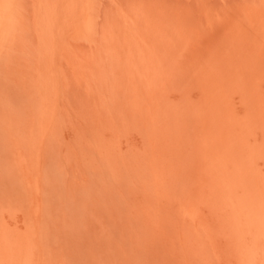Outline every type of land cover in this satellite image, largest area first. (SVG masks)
I'll return each instance as SVG.
<instances>
[{
    "label": "bare ground",
    "instance_id": "bare-ground-1",
    "mask_svg": "<svg viewBox=\"0 0 264 264\" xmlns=\"http://www.w3.org/2000/svg\"><path fill=\"white\" fill-rule=\"evenodd\" d=\"M19 1L0 0V122L3 123L7 117L6 108L10 107L11 103L22 102L23 99V103L29 105L31 112H36L40 123L37 133L40 136L44 131H42L43 127H49L51 123H54L52 120L56 118L55 104L59 100L62 85V76L58 69L61 59L69 63L74 76L93 83L98 90L100 88L107 91V76L120 75V79L126 82L123 86L135 90L141 121L143 124L147 122L151 128L149 161L154 166L151 172L156 174L151 173L154 184L150 191L152 196L156 197L155 201L201 203L206 210H209L212 219L218 224L220 221L223 222L222 230H225L228 240L233 245V264H264V25H260L264 19L256 14H250L245 19L248 24L244 26L236 20L235 16L232 18L230 15L231 18H229L226 15L222 19H217L215 16L217 19L215 20L210 13L199 10L198 17L200 12L207 16L204 24L199 21L201 17L196 20L193 13L189 12L190 9L187 11L188 8L184 10L180 6L174 7L176 4L173 6L172 3L169 6L168 2L160 5L161 3L156 1L152 6L148 3L149 6H143V4L129 10V12L132 11V17H130L134 22L123 26L122 29L121 27L118 30H116L117 27L111 28V17H108L110 23H107L104 16L103 20L105 19L107 25L102 30L99 42L97 41L99 46L94 48L92 53L90 51L89 55L75 57L71 56L72 51L68 47L72 44L66 45V37L77 38L76 41L84 39L92 43V36L94 37L95 34V11L98 12L97 8L100 5H97V1L99 4L100 0L96 2L94 0H36L35 8L37 9L33 11L34 32H32V35H35L36 46H33L35 42L31 44L30 46L35 48L28 53L25 52L24 47L29 39L25 44L23 36L26 34L24 30H28V25L26 26L23 20L24 7L21 13L22 2L19 4ZM254 2L258 5L257 1ZM204 9L205 6L202 5L201 10ZM231 14L233 15L232 12ZM100 17L99 15V19ZM126 19L130 22V18ZM27 20H29L28 16ZM107 27L113 31L107 32ZM94 41L96 42L95 39ZM123 41L130 46L120 45ZM245 42L249 45L243 46ZM67 68L70 74V68ZM120 86L122 87V84ZM22 89L28 95L24 97L19 95ZM74 94L76 96V92ZM70 96L74 97L72 93ZM68 97L69 95L65 98L68 99ZM64 116L66 117L63 112V119ZM15 119L14 121L17 120ZM86 121L84 120L85 123ZM68 125L70 126L69 123ZM79 126L81 127V123ZM82 126L85 125L82 124ZM0 129H3L2 124ZM56 140L59 139L56 138ZM86 146L88 148V145ZM77 147L79 149V146ZM131 150L137 155L135 148ZM74 152L76 153L73 151V154ZM74 158L75 163L76 157ZM32 166L34 165L31 164ZM101 177L105 178V176ZM160 183L164 188L171 190L178 185L179 198H175L173 193L171 196L158 194L157 188ZM95 186L94 189H97L98 183L97 188ZM53 187L55 188L56 185L54 184ZM65 189L67 191V188ZM161 191L167 193L166 190ZM62 198H64L63 195ZM80 202L82 205L81 200ZM123 204L128 203L123 202ZM114 206H117V202L113 204ZM78 215L79 213L76 217ZM107 221H110V218ZM173 222L175 223L174 219L172 224ZM125 230L128 233L127 229ZM106 231L108 230L105 229L104 232ZM190 234L192 237L193 233ZM219 239L221 240V237ZM124 243L127 244L126 240ZM177 246V248L181 247L179 244ZM222 250L225 252L224 249Z\"/></svg>",
    "mask_w": 264,
    "mask_h": 264
},
{
    "label": "rangeland",
    "instance_id": "rangeland-1",
    "mask_svg": "<svg viewBox=\"0 0 264 264\" xmlns=\"http://www.w3.org/2000/svg\"><path fill=\"white\" fill-rule=\"evenodd\" d=\"M33 1H19V4L22 2L20 4L21 13L22 7H24L23 20L25 25H28V30H24L26 36L23 35L25 44L29 39L25 49L23 48L27 53L35 48L33 46H36L35 35H32V32H34L33 11L37 9L35 8L37 1ZM156 1L161 3L160 5L168 2L167 5L172 3L173 6L176 4L174 7L180 6L184 10L188 8L187 11L190 9L189 12L193 13L196 20L201 17L199 21L204 24L207 21V16L204 13H210L215 20L222 19L226 15L229 18L235 16L236 20L244 26H247L248 23L245 22V19L250 14H256L264 19L263 0H100L99 4L97 1V5H100L99 8L95 3L98 12L95 11V34L94 37L92 36V43H88L84 39L76 41L77 38L66 37V45L70 43L73 45L68 46L72 51L70 52L71 56L80 57L91 54L95 50L94 48L99 46L97 41L99 42L102 30L107 23L111 22V28L117 27L116 30H118L121 27L122 29L123 26L134 22L131 19L132 11L129 12V10L143 4V6H149L151 3L150 6H152ZM254 1H257L258 5ZM202 5L205 6L204 10H201ZM207 8L211 11L208 12ZM199 10L204 13L200 12L198 17ZM99 15L101 16L100 19ZM27 16L29 20H27ZM103 17L107 19V23ZM108 17H111L110 22ZM126 18H130V22H127L128 19ZM260 25H264V20ZM108 30L111 31L112 29L107 27V32ZM29 36L30 38H28ZM70 39L72 40L70 41ZM34 42L35 45L30 46ZM127 44L130 46L126 41L121 42L120 45L128 47ZM245 44L246 46L249 45L245 42L243 46ZM59 66L62 85L59 91V100L55 104L56 118L52 120L54 123H51L49 127H43L42 131H44L41 136L37 133L40 123L36 112H31L29 105L23 103V99L18 104L13 101L15 105L11 103L10 107L6 108L7 117L3 123L0 122L3 128L0 129V264H233V245L228 240L225 230H222L224 228L223 222L220 221L219 225L217 221L212 219L209 210H206L201 203L155 201L156 197L152 196L150 190L154 184V178L151 173L154 175L156 172H151L154 170V166L149 161L151 148V139H149L151 134L149 132L151 128L147 122L143 124L141 121L135 90L123 86L126 82L120 79V75L117 74L107 76V91L100 88L98 90L93 83L74 76L65 59L59 61ZM66 67L70 68L72 77L71 73L68 74ZM64 68L65 70H63ZM65 74L69 76H65ZM67 92L68 94H66ZM21 93L19 95L22 97L28 95L23 92V89ZM70 93H72V97L74 96L73 98H71ZM68 95L69 100L66 99ZM72 102L73 105H71ZM63 112L66 115L64 119ZM102 115L103 117H101ZM13 118L17 119H15L17 124ZM67 119L69 120L67 121ZM83 119L87 120L86 123ZM79 120L82 121L79 122ZM7 121L9 122L7 123ZM80 123L81 127L79 126ZM102 124L103 127H101ZM73 128L74 130H72ZM54 143H56L55 146ZM81 143L82 145H79ZM38 146L40 147L38 148ZM55 147L57 149L51 150ZM132 148H135L137 155L136 152L130 151ZM73 151L76 153L73 154ZM74 157H76L75 163ZM98 160L101 161L98 162ZM130 160L133 162L131 163ZM30 163L34 166L31 167ZM74 164L75 166H73ZM145 167L149 168L146 169ZM133 170L136 171L133 172ZM101 176H105L106 179ZM156 177L160 179L159 176ZM54 184L56 185L55 188L53 187ZM94 185L97 189H94ZM162 187L160 183L159 188H157L158 194L171 196L173 193L175 198H179L178 185L173 190ZM161 190H166L167 193ZM64 191H66L65 194H63ZM138 191L140 192L139 196ZM62 195L64 198L61 199ZM115 202H117V206L113 207ZM123 202L128 204L124 205ZM111 208L114 209V212L113 209L110 211ZM74 213L76 214L74 215ZM78 213L79 215L76 217ZM109 218L110 221H107ZM173 219L174 224H172ZM105 229L108 231L104 232ZM190 233L193 235L198 233L199 237L197 234L194 235L198 240L193 235L191 237ZM125 240L127 244L124 243ZM67 241L68 245H66ZM178 244L181 247L177 248ZM120 255L121 259L119 260ZM127 258L128 260H126Z\"/></svg>",
    "mask_w": 264,
    "mask_h": 264
}]
</instances>
